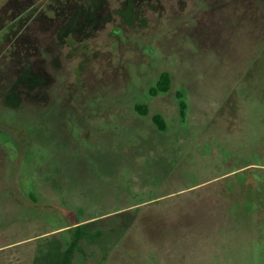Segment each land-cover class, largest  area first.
Returning a JSON list of instances; mask_svg holds the SVG:
<instances>
[{
	"label": "rangeland",
	"instance_id": "1",
	"mask_svg": "<svg viewBox=\"0 0 264 264\" xmlns=\"http://www.w3.org/2000/svg\"><path fill=\"white\" fill-rule=\"evenodd\" d=\"M0 264H264V0H0Z\"/></svg>",
	"mask_w": 264,
	"mask_h": 264
},
{
	"label": "trees",
	"instance_id": "2",
	"mask_svg": "<svg viewBox=\"0 0 264 264\" xmlns=\"http://www.w3.org/2000/svg\"><path fill=\"white\" fill-rule=\"evenodd\" d=\"M169 87H170V76L168 72H162L159 75L155 84L150 86L148 91L150 95H156L159 92H167L169 90ZM179 105H180V114L183 117L185 110V103L183 101H180ZM135 110L140 114H146L148 111V107L145 104H136ZM152 120L160 130L165 129V122L160 114H154L152 116Z\"/></svg>",
	"mask_w": 264,
	"mask_h": 264
},
{
	"label": "crops",
	"instance_id": "3",
	"mask_svg": "<svg viewBox=\"0 0 264 264\" xmlns=\"http://www.w3.org/2000/svg\"><path fill=\"white\" fill-rule=\"evenodd\" d=\"M144 234V233H143Z\"/></svg>",
	"mask_w": 264,
	"mask_h": 264
}]
</instances>
